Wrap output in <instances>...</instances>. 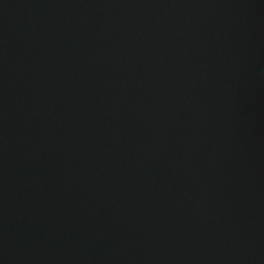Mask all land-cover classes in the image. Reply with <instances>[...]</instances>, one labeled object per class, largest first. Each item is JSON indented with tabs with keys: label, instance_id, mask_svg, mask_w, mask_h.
Returning <instances> with one entry per match:
<instances>
[{
	"label": "water",
	"instance_id": "water-1",
	"mask_svg": "<svg viewBox=\"0 0 264 264\" xmlns=\"http://www.w3.org/2000/svg\"><path fill=\"white\" fill-rule=\"evenodd\" d=\"M0 264H264V0H0Z\"/></svg>",
	"mask_w": 264,
	"mask_h": 264
}]
</instances>
